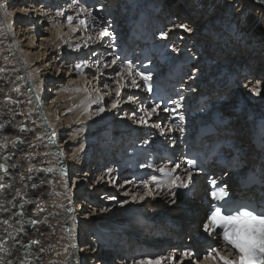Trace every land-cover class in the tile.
I'll return each instance as SVG.
<instances>
[{
	"label": "bare ground",
	"instance_id": "obj_1",
	"mask_svg": "<svg viewBox=\"0 0 264 264\" xmlns=\"http://www.w3.org/2000/svg\"><path fill=\"white\" fill-rule=\"evenodd\" d=\"M37 1L39 0H32L31 2H28L27 0V4L30 5V9L20 10L18 9L17 5H15L18 4V2H15V0H12V2H8V0H0V4L4 5L3 8H0V125H3V128H0V166H2V168H0V264H71V262L72 264H85L86 260L82 258V256L79 259L78 254H76L78 253L76 247L72 246L73 244L77 246V238L75 237V229H69V223L67 222V219L72 220V199H77L80 195L83 196L85 194L83 190L84 187H82L83 181L80 180V174L78 171L79 169L76 170L75 166H73L74 170H72V172H74V175L76 176L74 177L75 179L72 182L71 180H67V178H70L69 172H71L67 160L69 159L70 161V159L73 160V158L77 157V162H80V158L82 160V157L80 156L84 154V152H88V154L91 153L90 151H92V148L95 144V137H93L90 142H85L82 141L81 137H79L78 135H72V138L75 137V140H81L80 143L82 144L80 145L79 149H84L79 157L78 148L74 147L71 150V152L73 153L68 157L66 156V153L58 147V140L60 134L57 132V124H54V120H52L53 118L49 115V113L52 112L56 104H59L58 100L64 95H60L57 101L53 100V102H51L50 104V109L47 105L44 104V101H42L41 97L43 87H41V85L36 84H40L41 77H43V81H51L52 78L49 75V69L46 70L44 66L42 67V60L39 63V58H42V55L44 56L45 54V42L46 47L50 43V45L52 44V48L57 47L58 50L61 51L58 56V64L65 65L67 62L65 61V56H67V63H70L71 56L68 57L67 55L69 54L67 53V51L70 48L65 46L66 48H62V52L60 46L63 42V38H55L56 36H54L53 33L50 31L49 38H45L43 36L42 42L40 43V47L43 46L42 50L44 53L39 52V54L35 55L34 62V55L30 54L29 51L24 50V48L20 46L21 42L20 40L16 39V34L14 33L16 19L18 20L20 16L25 17L24 22L26 23V25L28 24L31 27L34 25V21H32V19H34V16L32 14L36 15L35 17H43L41 16V13L43 11L45 12V9L47 11L52 10L53 4L50 0H41L39 1V4L35 3ZM58 1L60 5L64 3V0ZM75 1H77L78 6L81 7L79 0ZM170 1L172 0H164L163 3L166 4L167 2H169L171 4ZM177 1H179L178 9L183 6L184 8L188 9L186 10L187 12H182L183 14H186V16H188V14L192 13V11L198 10V7L202 0H190L193 3L188 2L187 5H184L185 3H187V0ZM113 2L114 1L111 0V5H113ZM238 2L241 7H244L243 10L247 9V11H250L249 15H247L248 13L245 14V17L247 16V18L242 21L243 30L236 35V40H240L241 42L245 41L244 39H247L246 42H244V46L239 49V51H243L241 56L243 57V59H246L250 62H252V60L256 56V71L258 74L261 72L264 73V57H262V55H259L260 51L258 52V50L260 48H257L259 43H261V40L264 38V0H238ZM119 4L120 3L118 1V5ZM206 4H208V2H206ZM31 5L33 6L31 7ZM163 6L164 8L169 9V6ZM202 6L203 4H201V7L199 8L201 9ZM225 6H227V4H224L221 7H217L209 3L206 8L211 7L213 14L219 15L220 12L223 10L222 8ZM172 8L173 7H171L169 11L172 12ZM27 14H31V16H27ZM172 15H177L179 17L180 22L186 23V21H183L185 17H183V15L179 12H172L171 16ZM36 21L38 20L36 19L35 22ZM201 22H203V20ZM41 23L43 24L46 22L44 20H41ZM208 23L209 22H206V24ZM197 24L200 25L199 22ZM184 26H187L191 29L189 33L193 34L192 40H196L195 33L200 34V30L198 29V31H196L197 29L195 30V26ZM196 28H198V26ZM170 31L174 30L172 29ZM32 33V30L27 29V35H30ZM207 36L208 35H201V38H199V40L204 39L202 37ZM65 38L67 37L65 36ZM183 38L185 39L184 41H190L189 35H184ZM228 41L231 43V40ZM32 42L33 39L29 42L30 47ZM229 42L227 48H231L230 51L233 52L234 48L236 49V47H230L231 45ZM97 47L99 46L97 45L93 47L94 55H88L84 52L79 56L75 55V57L77 58L76 63L80 64L79 62L84 61H90L93 64L98 63L100 59H103V56H101L102 54L100 55V52L104 50L105 46L102 45L100 48ZM226 51H228V49H226ZM241 56H238L237 54V57ZM105 57L106 59L104 61H109V58H107V56ZM207 59L208 55L206 53L204 55V61ZM72 60L74 61V59ZM220 60V56L216 55V59L214 60L215 67L217 69H222L226 72L222 79L225 80V78H232L233 73H230V70L228 71V65L229 63L231 64L232 60L227 63L226 61L228 59H226L225 62L218 63ZM9 61H11V67H9ZM47 61L48 60H46L45 62L47 63ZM27 74H29V76ZM28 77H31V80H34L33 82H35L36 87L31 84ZM70 77L71 76H69V78ZM121 77L122 76H120V78ZM255 78L258 79L259 77H255V75H252L248 79L255 81ZM222 79L220 80L221 84H223L222 82H224V80ZM25 80H27L28 83H26ZM229 80L227 81L231 84L232 81ZM235 82L236 81H234L233 83ZM21 83L23 84V88H21ZM57 83H53L52 85H57L58 88L61 87L62 89V85L60 86ZM87 85H89V89L92 88L91 81H86V86ZM67 92L69 96H74L73 100H75L72 104H74L75 106L77 105L78 108L71 113V117H65V119L63 120V123L65 125H76L79 122L83 123L88 120L89 114L86 113V111L88 110V108H90V106L103 107L102 101L98 104H92L91 101H94V98H91V100H87L85 98V94L79 89H76L74 84H72L71 86L69 85V90ZM60 93L61 90L52 92L51 89L50 96L48 97V99H53L54 95L58 96V94ZM33 95L37 96L38 101L36 99H33ZM68 95L64 96V98L68 97ZM98 95L101 97L100 93H97L96 97ZM28 97H30L31 99L30 102V99H28ZM142 97V99H144L145 101L146 98L144 96ZM64 98L63 100H65ZM220 98L218 99L217 97L213 99V105L220 104ZM142 99H136L135 101H138L139 104V101L144 102L142 101ZM238 103L242 105L240 101H238ZM134 104L136 105V103ZM253 105L258 106L256 102H254ZM251 106H244V108H242L243 110H245V112H248L251 109ZM58 107H60V104L59 106H57V108ZM231 107L234 108V106ZM253 109H255V107ZM84 110L86 111L84 112ZM225 112L226 111H223L222 113L225 114ZM105 113H107L106 109L101 112L100 115L105 116ZM256 113L257 112L255 111L253 116H256ZM107 121H110V119H108ZM146 121V126H150V124L152 126V124H154L153 118H148ZM249 122V125H251L252 122ZM80 129V133H82L85 131L86 128L82 126ZM120 129L114 130L117 134L113 136V141L120 138V136H123V132L126 131L124 130L125 128L122 129L120 127ZM75 130L77 129L75 128ZM237 132L238 134L239 132L245 133L247 132V129L245 130V132L238 130L236 131V133ZM238 136L240 140L241 135ZM106 138L104 137L103 139L106 140ZM241 138L244 139L243 137ZM69 140L71 141V139ZM71 143L73 144V142ZM108 143L110 146L106 144L100 146V149H102V151H100L101 155L100 153H98L97 161L95 160L96 167H99V169H101L102 166L98 165L97 162H101L102 165L103 162L109 160V153H106L109 151V149L120 150L124 147V145L115 147L116 145L113 144L114 142L112 143V141ZM170 146L172 145H169V147ZM246 151L247 153L250 152L251 154H253L251 151V147L249 146H247ZM175 153H177V149L174 146L171 150V154L174 155ZM76 154L77 156H75ZM93 154L97 155L95 153ZM176 159L177 163H179L180 159L178 154L176 155ZM108 163H110V161ZM123 163H127L128 165L126 166L128 167L130 166V163L127 160L123 161ZM82 164L83 162L80 166H82ZM122 170V168L121 172L120 169L117 170L118 172H120L118 177L123 172ZM114 174L115 172H112L109 175L111 177ZM201 184V190L203 191L205 189V186L203 182H201ZM129 187L130 185L126 186L123 190H129ZM159 196L163 197L164 199H166L167 197L162 193H160ZM182 204H180V206ZM182 209H188L187 212L185 210V212L181 213V219L184 222H181L179 225H173L174 223L170 222L171 224L169 226H165L168 228V230L164 229L165 223L164 225H162L161 222H157L156 226L158 227V229H156V231L161 230V232H164L165 234L159 232L160 234L154 236L152 240L157 243H165L167 242L169 237L173 240L179 238L188 239V237L191 239L194 238V235L197 232V225L199 224L202 215H204L205 209L201 207V204L198 199L194 201L186 200ZM177 221L179 222V220ZM133 222L138 223L135 220H133ZM115 225L116 224L113 225V228L116 227ZM118 225L119 224H117V226ZM126 225L128 224L126 223L124 226ZM110 226L112 227V225ZM150 230L153 231V229ZM141 239L144 243L148 242L145 237H141ZM134 242L131 244L130 247L128 245L130 242H128L125 243V245H123L122 247L118 248L119 240L118 238H115L112 243H108V247L110 244L112 248H110L109 250L106 248V253L114 254V252L119 250L120 258H122L119 260L120 262L118 261L120 264L121 261L124 260V258H126L128 255H135L137 253L138 257H140L142 253H150L151 249H148L149 251H146L147 248L140 249L141 245L138 246L137 244H135L136 242ZM177 244L178 242L174 243V245ZM103 245L104 244H100V246ZM134 248H136L135 251L133 250ZM41 249H43V251H41ZM92 260L93 259H91V262Z\"/></svg>",
	"mask_w": 264,
	"mask_h": 264
},
{
	"label": "rangeland",
	"instance_id": "obj_2",
	"mask_svg": "<svg viewBox=\"0 0 264 264\" xmlns=\"http://www.w3.org/2000/svg\"><path fill=\"white\" fill-rule=\"evenodd\" d=\"M19 1L20 0H15V2H18V4H15L17 5L18 9L20 10L30 9L29 8L30 5L27 4V0H22L20 2ZM31 1L32 0H28V2H31ZM39 1L35 3L39 4ZM50 1L53 4L52 10L47 11L45 9V12L43 11L41 13V16L43 17H35L36 15L32 14L34 16L33 17L34 19H32V21H34L33 26L30 27V25L28 24L26 25V23L24 22L25 17L23 16H20L18 20L16 19V23L14 26V29H15L14 33L16 34V39L20 40L21 42L20 46H22L24 50L29 51L30 54L34 55V58H33L34 62H35V55L39 54V52L44 53L42 50L43 46L40 47V43L42 42L43 36L45 38H49L50 31L53 33L54 36H56L55 38L57 39L59 37H60L59 39L63 38V42L60 46L61 49L62 48L64 49L66 47L70 48L67 51V53L70 54V55L67 54L68 57L71 56L70 63H67L68 62L67 56H65L64 57L66 59L65 61H67L65 65L58 64V60H59L58 56L61 51H59L57 47L52 48L51 47L52 44L50 45V43L46 47V42H45V45H44L45 54L44 56L42 55V58H39V63L42 60V67L44 66L46 70L49 69L48 70L50 73L49 75L52 78L51 81H43V77H41L40 84L39 83L36 84V85H41V87H43L42 88L43 92L41 95L42 101H44V104L47 105L49 109L51 107L50 104L51 102H53V100L57 101L59 99L58 97H60V95L62 96V94L64 96L68 95L67 91L69 90V85L71 86L72 84L75 85L76 89H79L81 92L85 94V98L87 100H91V98H94V101H95L97 100V97H98V96L96 97L97 93L101 94V97H102L101 101L103 103L102 106L104 110L105 109L107 110V113H105V116L100 115L101 112L99 111V109L101 106L100 107L90 106L88 110L86 108L87 111L84 110V112L86 111V113L89 114L88 115L89 121L86 120L83 123L79 122L80 124L77 123L76 125H73V124L65 125L63 123V120L65 119V117H71V113L75 109L78 108L77 105L75 106L74 104H72L75 100V99L73 100L74 96L72 97L69 95L66 98H64V96L60 98L58 100L60 107L57 108L59 104H56L55 105L56 109L54 108L52 112L49 113V115L52 116L53 118L52 120H54V124L55 123L57 124V125L55 124L57 126V132L60 134V137L58 140V147L61 148V150H63L66 153V156L68 157L73 153L71 152V150L74 147L79 149L80 145L82 144L80 143L81 141L80 139L75 140V137L72 138L73 134L78 135L79 137H81L82 141H85V142H90L92 138L95 137L94 138L95 144H94V147L92 148V151H90L91 153L88 154V152L86 153L84 152V154L81 155V153L84 150L83 148H81L79 149V152H78V157L80 155H81L80 157H82V160L80 158V162H77V157H75L77 156V154L74 156L75 158H73V160L71 159L70 161L69 159L67 160L68 166L70 167V171H71L69 172L70 178H67V180L68 181L71 180L72 182L75 179L74 177L76 176L74 175V172H72V170H74L73 166H75L76 170L79 169L78 171L80 174V180L83 181L82 187H84L83 190L85 193L83 196L80 195L77 199L76 198L72 199V216H71L72 220L67 219V222L69 223V224L67 223L68 228L75 229V234H76L75 237L77 238L76 250L78 252L76 254H78L79 259L82 256V258L86 260L85 264H99L102 262H104L103 264L105 263L120 264L119 260L122 258H120L119 250L114 252V254L106 253L107 252L106 248L108 250L112 248L110 244L108 247V243H112V241H114L115 238H118L119 240L118 248L122 247L123 245H125V243H128V242H130L128 244L130 247L131 244L134 242L133 240L134 237L137 240H140L141 237H145L146 240L148 241L147 243H144L142 239L140 241H135L136 243L135 242L134 243L137 244L138 246L141 245L140 249L147 248L146 251H149L148 250L150 249L149 242L157 243L152 239L154 238V236L159 235L160 234L159 232H161V230L156 231L154 227L152 228V225L150 226L137 225V224H141L144 222L139 221L138 220L139 217L138 218L136 217L137 219L134 218L135 215L140 216V217L142 216V218L145 219V222L146 220L151 221V222L156 221V222H161L162 225H164L165 223L164 229L168 230V228L165 226H169L171 224L170 222H173L174 223L173 225H177V224L179 225L181 222H184L181 219V213L185 212V210L187 212L188 209H184V210L181 209L180 212H175L174 214L173 211L176 210L177 208L176 205H173L172 209H170V207H168L167 205L166 199H164L163 197H160L159 194L157 195L152 191L150 192L149 190H145L141 188L140 186H138L140 184L138 185L132 184V173L134 171L129 172L130 169L128 167L126 170H122L123 172L118 177L119 173L121 172V169H120V172H118L117 170L121 168V165H122L121 163L120 164L113 163L111 161L110 163H108L109 162L108 160L106 161L107 163L103 162L102 165H101V162H97L98 165L102 166L101 169H99V167L98 168L96 167L95 160L97 161L98 153L102 151V149H100V146L105 145V144L109 145L108 142H110L109 141L110 136H111L112 143L114 142L113 144L116 145L115 147H119L121 145H124V143H126V140L127 142L129 141V139H124V137L127 138L126 136H129L130 132L134 130L137 126H139L137 125L138 120H136L134 118L135 115H133L135 114V111L138 108L137 106H135L134 103H136L137 105L138 101H135L136 100L135 98L131 100L129 99V97H132V96L130 93L131 88L127 86L128 82L124 81L125 77L122 74L120 75L122 76L121 78L117 77L116 74L120 73L119 70L110 68L109 66L110 61H104L106 57H103V59H100L99 62L96 64H93L90 61H89L90 63L88 61L79 62L80 63L79 65L81 66L82 71H78L76 69L77 58L75 57V55L79 56L83 52L88 55L89 54L94 55L93 47L97 46L95 44L98 38H96L97 39L96 40L95 36L93 35L94 32L86 28L85 25L79 24L80 20H84L85 23H87V12L85 10L81 11L82 8L78 6L77 1L74 0L71 2L69 0H64V3L62 5H60L58 0H50ZM113 1H114L113 6L118 5V0H113ZM142 1L152 2L153 0H141L140 2ZM155 1L159 4L162 3L161 4L162 8H164L163 5L169 6V9L173 7L172 11H175L177 13L179 12L180 14H182L183 17H185L186 19V20L184 19L183 21H186L189 27L195 26V30L197 29L196 31H198L199 29L200 30L199 32H201L204 28L207 29L209 32L208 36L204 37V39H201V40L204 41V44H203L204 47L208 48V47H211V45L213 44L216 46L215 48L218 51L213 56L214 60L216 59V55H219L221 58V60L218 63H221V62L223 63L226 61V59H228L226 61L227 63L232 60L231 64L229 63L228 65V71L230 70V73H233L234 75L232 74V78L229 77V78H225V80L222 79L224 80V82H222L223 84H221V86L224 87V91L226 94H224L225 100H223V102L220 103L221 105L218 104L217 110L221 113L226 110L225 114H228V111L232 108L231 106L235 107L238 105L237 107H240L241 113H238V114L235 113V114L230 115L231 117H234L235 119L232 124L234 125L236 131L238 130V131L245 132L246 130L245 128L250 124L249 122L250 118L253 116L255 111L257 112L256 108L264 107L263 105L264 104V73L261 72L258 74L256 71V60H255L256 56L252 60V62L247 61L246 59H243V57L241 56L243 51H239V49H241L244 46L245 44L244 42H246L247 39H244L245 41L243 42H241L240 40H236V35L243 30L242 21H244V19L247 18V16L245 17V14L248 13L247 15H249L250 11H247V9L243 10L244 7L240 6L238 0H228V1L202 0L199 5V7H201V4H203L202 8L200 9L198 7V10L192 11V13H189L188 16H186V14H183L182 12H187L186 10L188 9L184 8V6L178 9L179 1L177 0L170 1L171 4L169 2L164 4L163 3L164 0L162 1L155 0ZM8 2H12V0H8ZM188 2L193 3L190 0H187V3H185L184 5H187ZM206 2H208V4L209 3L213 4L217 7H221L224 4H227V6L222 8L223 10L220 12L219 15H216V14H213L211 7L206 8L208 6ZM32 6L33 5H31V7ZM56 9H59V10H56ZM58 11H61L63 15L58 16L56 13ZM195 12H196V15H195ZM28 15L31 16V14H27V16ZM68 15L73 16L72 25H69L67 23ZM174 17L175 16L173 15V18ZM36 19L38 21L35 22ZM40 19L42 21L44 20L46 23L42 24ZM202 20L203 22H201ZM198 22L200 23V25L197 24ZM206 22H209V23L206 24ZM197 26L198 28H196ZM73 27L76 28V31L74 33L72 32ZM27 29L32 30L33 33L30 35H27ZM209 34L211 35L210 37H209ZM65 36L67 38H65ZM32 39H33V42L30 47L29 42L32 41ZM263 39L261 40V43H259V45L257 46V48H260L258 52L260 51L259 55H262V57H264V40ZM183 40L185 39L183 38ZM213 40L216 41V43L212 44ZM228 40H231V43ZM228 42L231 45L230 47H233V48L236 47V49L234 48L233 52L229 50L226 51V49L228 48L225 46L228 45ZM76 45H80V47L77 48ZM97 48H100V47H97ZM63 49H62V52H63ZM102 52H100V55L102 54ZM227 54H230V55H227ZM237 54L238 56H241V57H237ZM236 58L244 60L241 63H243V67L248 69L246 71V73L249 74L248 76H246L244 73H241L239 71L238 63H240V61H237V62L233 61ZM72 59H74V61ZM208 59H209V56H208ZM46 60H48L47 63L45 62ZM9 62H10L9 67H11V61ZM245 64H248V66ZM105 65H108V66L105 67ZM27 75L29 76V74ZM252 75H255V77L258 76L259 78L258 79L255 78L256 79L255 81L248 79ZM69 76L71 77L69 78ZM71 78L74 82L71 80ZM87 78L89 81L92 82V88L90 89H89V85L86 86V81L88 82ZM28 79L31 82V84L34 87H36L35 82H33L34 80H31V77H28ZM117 80H120L122 84L120 88V92H121L120 97L116 96ZM227 80L232 81L231 84ZM234 81L236 82L233 83ZM53 83H57L60 86L62 85V89L61 87L58 88L57 85H52ZM124 83L126 86L124 85ZM246 84L249 85L250 88H256L257 86H259L261 88V94L253 95L250 88L245 87ZM104 85H107V87H105ZM67 87H68V90H67ZM21 88H23L22 83H21ZM51 89H52V92L61 90V93L58 94V96L54 95L53 99H48V97L50 96ZM97 89L99 90V92ZM217 97L219 99L221 96L220 97L217 96ZM217 97L213 96L211 98L212 107L216 106V105H213L214 104L213 99ZM63 98L65 100H63ZM28 99H30V97H28ZM30 101L31 99L29 100V102ZM113 101H116V104H117L115 108L112 107ZM142 101H144V99H142ZM238 101H240L242 105L239 104ZM132 102H134L133 103L134 105H131ZM254 102H256L258 106L253 105ZM244 106L246 107L251 106L252 110L250 109L248 112H245V110H243ZM254 107L255 109H253ZM108 119H110V121H107ZM82 126L86 129L84 132L80 133V130H81L80 128ZM120 127L122 129L125 128L124 130L126 131L123 132V136H120V138L122 139L118 138L119 141H117L118 139L113 141L112 140L113 136L117 134L115 133L114 130L116 129L119 130ZM75 128L77 130H75ZM72 130H75V131H72ZM137 133H138L139 138H142L144 136V133L140 131H137ZM240 133L241 132L237 134L241 135V137L244 138L246 132L241 133V134ZM104 137L105 138L107 137L106 140L103 139ZM69 139H71V141ZM71 142H73V144ZM93 153L97 155H94ZM106 153H109L108 157L113 156L111 155L110 149ZM127 153H128V150L125 149L123 151V155ZM112 160H117V159L114 158ZM123 160L126 161L127 160L126 157H124ZM82 162L83 164L82 166H80ZM142 169L144 168H141V170ZM112 172L113 173L115 172V174L110 177L109 174ZM127 184L130 185L129 187L130 189L123 190L126 186H128ZM126 191L129 193L127 196L124 195V192ZM146 191H147V195H145ZM134 196H135V199H133ZM141 196H144L143 200L140 199ZM124 201H128V202L123 203ZM133 220L137 221L138 223H134ZM177 220H179V222ZM126 223L128 225L124 226ZM114 224H116L115 228H113ZM117 224L119 225L117 226ZM110 225H112V227ZM150 229H153V231H151ZM162 234H165V233L163 232ZM170 239L172 240V238ZM180 239L182 238L176 239L174 243L178 242ZM169 242L171 241L167 240V242L165 243H169ZM100 244H104V245L100 246ZM163 245L164 243L162 242V244H159L156 249H162ZM109 254H110V257H109ZM163 257H165V259L162 260L160 264H169V261L166 259L167 256L163 255ZM158 258L159 257H152V259H158ZM91 259H93L92 262H91ZM140 260H143V258L138 257L137 253L135 255L131 254V255H128L126 258H124V260L121 261V264H137V262Z\"/></svg>",
	"mask_w": 264,
	"mask_h": 264
},
{
	"label": "snow or ice",
	"instance_id": "obj_3",
	"mask_svg": "<svg viewBox=\"0 0 264 264\" xmlns=\"http://www.w3.org/2000/svg\"><path fill=\"white\" fill-rule=\"evenodd\" d=\"M4 5L0 4V8H3ZM81 11H84L82 8ZM57 15H63L61 11L57 12ZM88 15L91 17L92 20H96V16L92 15L89 11ZM67 23L72 25L73 23V16H67ZM79 24L84 25L85 21L80 20ZM182 27L184 31H191L190 28L184 25H179ZM76 28H72V32L74 33ZM110 33L106 29H102L99 32V39H103L105 36H109ZM166 34L161 33V38H163ZM77 48L80 45H76ZM119 59V57H117ZM113 64L116 63L114 59L112 61ZM108 65H105L107 67ZM76 69L78 71H82L81 66L79 64L76 65ZM127 69L131 71L132 65L130 63L123 64L121 66V73ZM121 73H117V77H120ZM137 76H141V78L145 81V86H147V81L149 77L147 75H141L140 72L136 73ZM117 87H116V96L120 97L121 92L120 88L122 86L121 81L117 80ZM135 80L132 81V84L135 86ZM107 87V85H104ZM245 87H249V85H245ZM253 95H260L261 88L257 86L256 88H250ZM99 92V90H98ZM131 100L132 97H129ZM102 97L98 95L97 100L91 101V103H100ZM117 106L116 101L112 102V107L115 108ZM180 105L177 104L176 107L178 108ZM159 105H156L151 108L150 111L144 110V115L139 117V122L141 124H146L147 121L145 117H152L154 114L158 115L157 109ZM100 112L104 111L103 107H100ZM163 111L167 112L170 111L168 108H164ZM181 121H183V117H180ZM156 127H160L159 124L155 125ZM0 128H3V125H0ZM187 164L191 169L193 167V161L188 160ZM181 165H175V168H179ZM2 168V166H0ZM174 168V170H175ZM173 170V171H174ZM159 171L164 175L165 182L164 186L171 192L173 196L176 195L175 192H172L173 189H187L189 184L192 183L191 177L192 172H188V179L181 181L179 175H176L173 178V172H167L165 168L159 169ZM170 180L171 182L168 183L167 181ZM155 184L157 187L160 186L161 181L155 176H151L149 179H145L142 181L144 188L147 190L149 188V184ZM212 188L209 192V196L211 201L213 202L211 205V210L207 215V222L204 224V231L208 233L210 236H219L223 244L226 248H228L230 253H235V259H229L227 256L221 255L220 250L213 246L207 252V254L203 257L205 261L211 262L218 261L219 264H264V205L261 206L259 211L256 210L255 205H248V204H232L231 206L228 205V201L226 197L228 193L225 191V188L216 185V181L213 179L210 181ZM129 193L126 191L124 195L127 196ZM147 195V191L145 192ZM135 199V196L133 197ZM141 200L144 199V196L140 197ZM128 201H124L123 203H127ZM173 203L176 201L173 200ZM223 202V203H222ZM220 229L221 231H217ZM76 247L75 244L72 245ZM43 251V249H41ZM186 258H191L193 260H198V257H195L191 251H182L180 253L179 258L177 259L175 256L167 257L168 261H171L172 264H183ZM165 257L161 256L158 259H143L137 262V264H160Z\"/></svg>",
	"mask_w": 264,
	"mask_h": 264
},
{
	"label": "trees",
	"instance_id": "obj_4",
	"mask_svg": "<svg viewBox=\"0 0 264 264\" xmlns=\"http://www.w3.org/2000/svg\"><path fill=\"white\" fill-rule=\"evenodd\" d=\"M226 111V110H225Z\"/></svg>",
	"mask_w": 264,
	"mask_h": 264
}]
</instances>
